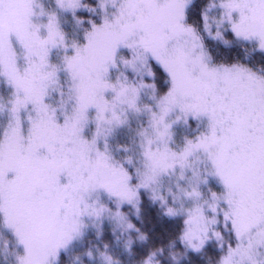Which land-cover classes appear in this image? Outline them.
Here are the masks:
<instances>
[{
    "label": "snow or ice",
    "instance_id": "snow-or-ice-1",
    "mask_svg": "<svg viewBox=\"0 0 264 264\" xmlns=\"http://www.w3.org/2000/svg\"><path fill=\"white\" fill-rule=\"evenodd\" d=\"M257 59L264 0H0V264H64L105 224L131 255L146 214L182 245L174 264L209 246L213 264H264ZM72 264L122 261L104 243Z\"/></svg>",
    "mask_w": 264,
    "mask_h": 264
},
{
    "label": "trees",
    "instance_id": "trees-1",
    "mask_svg": "<svg viewBox=\"0 0 264 264\" xmlns=\"http://www.w3.org/2000/svg\"><path fill=\"white\" fill-rule=\"evenodd\" d=\"M54 4V0H48ZM52 6L51 4H49ZM199 5L197 9H194L191 13V23L196 27H200V14H199ZM65 27L71 33L72 32V21L70 17L65 18ZM213 55L218 60H235L239 58H243L245 53L238 47L233 48H225L223 45L216 43L215 41L208 40L207 41ZM256 67L258 69L264 68V60L257 59L255 61ZM129 133L126 131L121 132L115 141H113L114 146L116 143L125 144L128 143ZM134 218V217H133ZM143 229L146 234L150 235V239L147 243L137 242L133 248V252L129 255L127 252L123 250L122 245H117L115 241V237L112 236L111 228L108 224L104 226V236L102 240H97L95 238V234H89L88 237L81 242L79 245L85 250L92 245H97L103 248L104 243H108L110 246V252L113 254L115 258H118L122 261V264H140L143 258H146L149 251L155 249L157 247L163 246L164 253L163 255H159L157 259L160 264H174L171 256L174 252H183V247L179 243H177L176 248L169 249L167 247L168 238L166 235H163L160 232V229L157 228L155 231H151L152 225L148 222V216H145V225ZM72 257L75 256L71 255ZM217 256V251L214 246H209V248L202 254H194L192 252H188L186 256L180 261V264H213L215 258ZM64 264H72V258L67 253L63 257Z\"/></svg>",
    "mask_w": 264,
    "mask_h": 264
},
{
    "label": "rangeland",
    "instance_id": "rangeland-1",
    "mask_svg": "<svg viewBox=\"0 0 264 264\" xmlns=\"http://www.w3.org/2000/svg\"><path fill=\"white\" fill-rule=\"evenodd\" d=\"M45 4H46V6H48V7H54V4L53 3H51L50 1H48V0H45ZM49 4H51L52 6H50ZM133 212H134V210H132V211H130V215H132L133 214ZM109 227H110V225H108ZM111 228V227H110ZM89 234H94V233H89ZM81 242H79V243H76L70 250H69V252H68V254L70 255V257L71 258H73L71 255H77V254H79V253H81V252H83L84 251V249L79 245ZM85 260H87V258H85Z\"/></svg>",
    "mask_w": 264,
    "mask_h": 264
}]
</instances>
